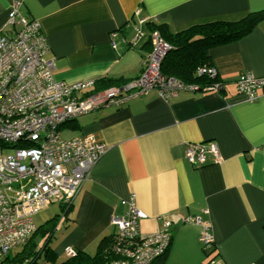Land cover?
<instances>
[{"label": "crops", "instance_id": "crops-1", "mask_svg": "<svg viewBox=\"0 0 264 264\" xmlns=\"http://www.w3.org/2000/svg\"><path fill=\"white\" fill-rule=\"evenodd\" d=\"M13 1L0 0L2 33L9 30L4 25ZM18 1L20 12L43 31L54 79L92 82L95 89L141 73L150 45L140 19L177 33L264 10V0ZM136 29L143 35L133 41ZM209 55L217 90L181 91L168 101L151 91L79 116L59 130L60 137L64 129L75 135L71 138L93 135L107 152L60 225V237L50 248L58 258H65L66 247L94 255L99 241L115 232L111 218L126 213L121 201L134 194L145 215L139 223L142 235L152 236L165 221L171 223L165 264H207L211 258L218 264H264V93L251 101L235 86L242 74L264 77V19ZM208 143L217 145L220 162L189 164L186 145ZM194 217L210 227L209 257L200 244L201 225L184 222Z\"/></svg>", "mask_w": 264, "mask_h": 264}, {"label": "built area", "instance_id": "built-area-1", "mask_svg": "<svg viewBox=\"0 0 264 264\" xmlns=\"http://www.w3.org/2000/svg\"><path fill=\"white\" fill-rule=\"evenodd\" d=\"M20 6V1H13L4 25L9 30L0 32V257L32 236L36 227L31 216L55 200L72 204L95 164L107 152V146L93 135L62 139L59 130L63 126L99 108L118 106L151 91L168 101L181 91L200 90L195 84L161 73V64L172 46L156 30L149 31L152 50L141 74L122 85L95 89L92 82L67 84L55 80L43 31L37 21L20 12ZM142 35L136 30L133 41ZM111 44L114 46L113 41ZM196 74L215 77L217 71L201 67ZM235 86L238 94L253 101L264 93V77L242 74ZM5 148L13 152L2 155ZM185 158L197 168L209 160L212 164L220 162L215 143L186 145ZM121 204L127 211L122 217L111 218L115 232L104 248L107 260L103 264H151L169 246L171 223L165 221L162 231L144 236L139 223L145 215L136 207L135 195ZM184 222L201 225L202 249L212 255L210 227L198 217L185 218ZM63 253L70 258L76 250L66 247ZM207 264L218 263L211 258Z\"/></svg>", "mask_w": 264, "mask_h": 264}, {"label": "trees", "instance_id": "trees-1", "mask_svg": "<svg viewBox=\"0 0 264 264\" xmlns=\"http://www.w3.org/2000/svg\"><path fill=\"white\" fill-rule=\"evenodd\" d=\"M263 19L264 10L249 13L238 21H215L198 24L177 33L167 32L164 30L163 25H156L153 21H144V24L148 30V35L149 31L156 30L172 46L171 51L168 52L161 64V73L164 76L175 77L185 83L195 84L200 87V91H209V87L219 84L218 75L211 77L209 75L199 76L196 74L198 68L213 67L209 51L215 47L232 44L240 40L250 33ZM148 44L150 45V42ZM151 50L150 45L149 52L142 59V70L145 59ZM122 84H114L112 82L110 86ZM59 203L62 215H55L39 226L32 236L21 245V251L0 257V264H103L107 260L104 257V248L108 244L111 235L105 236L99 241L95 254L92 256L82 251H76L74 257H65L61 261L57 259L53 251L49 249L48 244L54 236L57 227L61 225L63 219L70 213L72 208L71 204L65 205L60 201ZM204 252L209 257L210 252ZM43 257L46 260L40 263ZM151 264H165V254L155 259Z\"/></svg>", "mask_w": 264, "mask_h": 264}, {"label": "rangeland", "instance_id": "rangeland-1", "mask_svg": "<svg viewBox=\"0 0 264 264\" xmlns=\"http://www.w3.org/2000/svg\"><path fill=\"white\" fill-rule=\"evenodd\" d=\"M63 131H64V133H62V135H61L62 138H69L70 139L71 137L75 136L72 134V132L69 129H64ZM12 152L13 151L10 150L9 148L2 149V155H8V154H11ZM55 215H62L60 205L58 204L57 201L52 202L49 205L48 209L46 208V210H43V211L39 212L38 214H36L34 216V222H35V224H37V226H39L44 221H46L47 219L49 220L50 218L54 217ZM60 228H61V226L57 227V230H56L54 236L52 237L51 241L49 242V244H48L49 249L51 248L53 250V248L55 247V239L60 237ZM111 240H112V236H110V239H109V242L107 245L110 244ZM70 248H72V247H70ZM21 250H22V246L17 247L16 249L12 250L10 252V254L16 253V252L21 251ZM57 259H59V261H61L63 259V257H59V258L57 257ZM1 260H3V258H1ZM43 260H46L45 257H43V259L40 260V263H42Z\"/></svg>", "mask_w": 264, "mask_h": 264}, {"label": "bare ground", "instance_id": "bare-ground-1", "mask_svg": "<svg viewBox=\"0 0 264 264\" xmlns=\"http://www.w3.org/2000/svg\"><path fill=\"white\" fill-rule=\"evenodd\" d=\"M31 222H32V224L35 226V223H34V217L33 216H31Z\"/></svg>", "mask_w": 264, "mask_h": 264}]
</instances>
